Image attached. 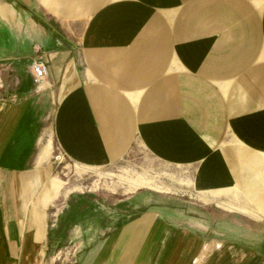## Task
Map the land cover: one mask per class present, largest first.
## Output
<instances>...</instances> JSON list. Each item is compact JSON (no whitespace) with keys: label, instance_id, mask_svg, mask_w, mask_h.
I'll return each mask as SVG.
<instances>
[{"label":"crops","instance_id":"crops-1","mask_svg":"<svg viewBox=\"0 0 264 264\" xmlns=\"http://www.w3.org/2000/svg\"><path fill=\"white\" fill-rule=\"evenodd\" d=\"M56 152L221 212L95 220L76 264H264V0H0V264H44Z\"/></svg>","mask_w":264,"mask_h":264},{"label":"rangeland","instance_id":"rangeland-1","mask_svg":"<svg viewBox=\"0 0 264 264\" xmlns=\"http://www.w3.org/2000/svg\"><path fill=\"white\" fill-rule=\"evenodd\" d=\"M149 164V176L143 178L138 168L141 164L136 161L124 160L96 170L72 164L56 152L53 171L59 181L57 186L61 195L48 211L50 243L47 244L44 264H76L85 246L80 242L83 235L96 234L97 227L89 226L91 222L112 218H142L148 213L149 205L155 201L165 199V203L174 204L175 200L184 199L199 214L220 217L221 212L212 209L210 204L213 202L209 198L203 195L197 198L189 193L184 198L174 194V186L159 176L162 166L153 160ZM84 204L86 208L79 211V207ZM163 213L165 211H161ZM165 214L166 218L174 217V212ZM148 228H140L139 236L143 237ZM221 231L222 228L215 230L216 233Z\"/></svg>","mask_w":264,"mask_h":264},{"label":"built area","instance_id":"built-area-1","mask_svg":"<svg viewBox=\"0 0 264 264\" xmlns=\"http://www.w3.org/2000/svg\"><path fill=\"white\" fill-rule=\"evenodd\" d=\"M31 72L36 85H40L46 76V65L42 56L31 63Z\"/></svg>","mask_w":264,"mask_h":264},{"label":"trees","instance_id":"trees-1","mask_svg":"<svg viewBox=\"0 0 264 264\" xmlns=\"http://www.w3.org/2000/svg\"><path fill=\"white\" fill-rule=\"evenodd\" d=\"M85 208H86V205L84 204V205H82V206L79 207V211H83ZM49 238L50 237H49V232H48V245L50 243V239Z\"/></svg>","mask_w":264,"mask_h":264}]
</instances>
